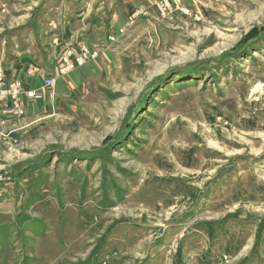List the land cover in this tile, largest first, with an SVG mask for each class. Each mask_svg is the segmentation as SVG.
I'll return each mask as SVG.
<instances>
[{"label": "rangeland", "instance_id": "1", "mask_svg": "<svg viewBox=\"0 0 264 264\" xmlns=\"http://www.w3.org/2000/svg\"><path fill=\"white\" fill-rule=\"evenodd\" d=\"M162 1L0 0V264H264V0Z\"/></svg>", "mask_w": 264, "mask_h": 264}, {"label": "crops", "instance_id": "2", "mask_svg": "<svg viewBox=\"0 0 264 264\" xmlns=\"http://www.w3.org/2000/svg\"><path fill=\"white\" fill-rule=\"evenodd\" d=\"M148 1L149 0H139L135 3L134 0H89V3L79 8L78 12H74L72 19L68 21L69 24L66 25L69 30L75 31L76 33L74 36H70L71 42L76 46L82 44L91 45L93 43L92 41L99 36V34L106 37L107 32L110 33L113 26L120 28L121 23L117 21L118 19L123 17L126 19L133 11L148 4ZM82 22H84V24H82ZM45 33H50V31ZM48 35L47 38L50 37L51 33ZM40 43L42 45V42ZM26 53L27 51L24 54ZM41 55L44 68L47 70L50 69L53 63L52 60L46 57L43 58V53H41ZM28 57L31 56H26L25 60L32 62ZM21 65H23V63ZM91 72V66L86 67L83 73L81 72L82 76L78 77L86 78ZM64 82L65 79H63L60 84L63 85ZM28 102L29 101H26V107Z\"/></svg>", "mask_w": 264, "mask_h": 264}, {"label": "built area", "instance_id": "3", "mask_svg": "<svg viewBox=\"0 0 264 264\" xmlns=\"http://www.w3.org/2000/svg\"><path fill=\"white\" fill-rule=\"evenodd\" d=\"M175 1H176V0H175ZM162 3H163V6L165 5V6L169 7L170 9H172V5H171L170 1H168V0H163Z\"/></svg>", "mask_w": 264, "mask_h": 264}]
</instances>
